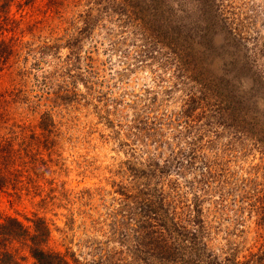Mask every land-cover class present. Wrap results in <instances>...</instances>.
<instances>
[{
	"label": "trees",
	"instance_id": "obj_1",
	"mask_svg": "<svg viewBox=\"0 0 264 264\" xmlns=\"http://www.w3.org/2000/svg\"><path fill=\"white\" fill-rule=\"evenodd\" d=\"M8 1H0V24H17ZM188 1L88 0L92 5L79 30L83 40L97 26L108 28L114 21L124 36L121 43L127 44L129 35L141 42L138 62L152 66L156 88L146 90L148 105L135 101L133 129L147 150L155 142L169 154L135 169L129 183L108 193L115 194L106 220L108 238L90 259L71 260L52 250L46 218L35 216L27 224L8 215L0 219V264H264V186L256 178L238 176L219 158L211 159L206 150L216 141L204 138L213 128L217 138L230 136L228 150L238 146L264 155V5ZM217 36L223 38L221 45L215 43ZM26 44L0 38V84L7 67H13L14 75V87L0 89V188L42 196L48 184L46 201L56 191L49 178L54 171L44 158L40 136L13 111L18 104H34L29 88L33 72L12 61ZM47 48L28 49V59L33 55L40 65L38 54ZM218 59L225 60L222 72L213 69ZM243 78L251 80L249 88L237 85ZM40 80L50 87L47 75ZM179 92V108L161 114L165 102ZM55 126L50 113L41 116L45 141L50 142ZM167 130L171 138H164ZM171 172L178 177H167ZM189 174L196 176L183 185L179 176ZM253 219L249 246L248 222Z\"/></svg>",
	"mask_w": 264,
	"mask_h": 264
},
{
	"label": "rangeland",
	"instance_id": "obj_2",
	"mask_svg": "<svg viewBox=\"0 0 264 264\" xmlns=\"http://www.w3.org/2000/svg\"><path fill=\"white\" fill-rule=\"evenodd\" d=\"M231 1L236 6L247 2L264 5V0H226V3ZM8 2L10 14L18 22L8 25L2 22L0 38L15 37L27 43L21 57L12 60L13 66L33 72L29 80L33 106L18 104L13 111L40 136L42 153L54 171L49 176L54 178L51 187L56 191L49 194L52 198L43 201L50 191L48 184L44 185L42 196L26 192L20 196L12 188H0V219L12 215L31 224L28 219L35 216L46 218L51 228L49 247L71 260L76 258L83 262V258L90 259L94 248L108 238L110 221L106 220L114 207L111 198L115 195L108 193L121 183H129L135 169L145 168L151 160L162 161L169 154L166 146L161 148L155 142L147 150L133 129L135 101L148 105L146 90L156 88L153 69L149 62H138L136 50L140 41L134 42L129 35L127 44L130 45L121 43L124 36L114 21L108 22L112 31L97 26L83 40L79 30L83 29L84 13L92 5L88 0H36L32 5H26L25 0ZM261 28L264 30V26ZM222 42L223 38L217 36L215 43L221 45ZM43 46L51 48L38 54L39 58L42 56L41 64L35 65L39 62L33 55L28 59L26 51ZM224 63V59H218L213 69L222 72ZM12 68L4 71L6 75L0 84L3 91L14 87ZM43 75L48 76L49 88L39 82L43 81ZM237 85L249 88L251 80L243 78ZM180 98L179 92L175 99L166 101L159 112L177 110ZM44 113H50L56 124L49 134L50 142L45 141L48 133L39 127ZM215 130L205 131V140L216 141L206 150L209 157L226 162L240 177L256 178L263 187L264 155L261 151L241 150L236 148L238 146L236 150H228L230 136L217 138ZM169 131L163 133L164 138L170 137ZM160 152L162 155H158ZM194 176H179V181L184 185ZM167 177L175 179L178 175L171 172ZM209 206L211 201L205 204L206 208ZM248 225L252 229L250 246L254 242V219L249 220Z\"/></svg>",
	"mask_w": 264,
	"mask_h": 264
}]
</instances>
